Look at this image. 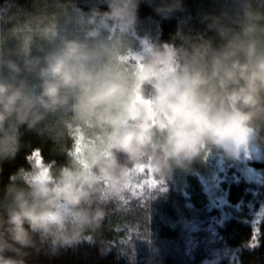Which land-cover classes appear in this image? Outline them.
<instances>
[{"label": "clouds", "instance_id": "1", "mask_svg": "<svg viewBox=\"0 0 264 264\" xmlns=\"http://www.w3.org/2000/svg\"><path fill=\"white\" fill-rule=\"evenodd\" d=\"M144 2L0 5V165L25 133L65 160L34 156L0 189V264L95 237L142 171L161 185L209 151L264 147V0H230L201 15L203 33L170 41L139 35ZM154 11L168 18L183 0Z\"/></svg>", "mask_w": 264, "mask_h": 264}, {"label": "trees", "instance_id": "2", "mask_svg": "<svg viewBox=\"0 0 264 264\" xmlns=\"http://www.w3.org/2000/svg\"><path fill=\"white\" fill-rule=\"evenodd\" d=\"M4 2L0 0V5ZM13 2L30 9L33 0ZM95 2L65 0L84 12ZM158 3H141L139 35L170 41L178 30L203 33L201 15L218 14L230 0H183L184 11L168 18L155 13ZM22 143L16 157L0 165V189L17 170L30 167L37 150L49 169L65 162L44 138L25 133ZM255 149V158L237 160L209 151L189 171L177 169L161 185L142 171L99 234L57 255H33L28 264H264V147ZM216 159L223 168L217 183L222 205L214 204L204 182Z\"/></svg>", "mask_w": 264, "mask_h": 264}, {"label": "rangeland", "instance_id": "3", "mask_svg": "<svg viewBox=\"0 0 264 264\" xmlns=\"http://www.w3.org/2000/svg\"><path fill=\"white\" fill-rule=\"evenodd\" d=\"M77 148H78V145H77ZM257 155V151L255 149V146L252 147L247 153H242L240 158H255ZM217 161V159H216ZM221 163V159L218 160L215 164H214V167L212 169V171H208V175L210 178H207V179H204V182L206 184V189L207 191L210 193V195L212 197H214V204L215 205H222L223 204V200L221 197H217V193H218V185L217 183L219 182L220 180V173L223 171V168L222 166L220 165ZM259 215H256L255 216V221L258 219Z\"/></svg>", "mask_w": 264, "mask_h": 264}, {"label": "snow or ice", "instance_id": "4", "mask_svg": "<svg viewBox=\"0 0 264 264\" xmlns=\"http://www.w3.org/2000/svg\"><path fill=\"white\" fill-rule=\"evenodd\" d=\"M38 155H40V153H39L38 150H37L35 153H33V157H34V156H38ZM154 183H155L154 181H153V182H150V183H149V187H152V186L154 185Z\"/></svg>", "mask_w": 264, "mask_h": 264}]
</instances>
